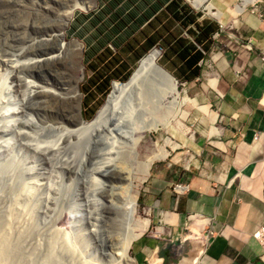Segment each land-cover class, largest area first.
Segmentation results:
<instances>
[{
	"label": "rangeland",
	"instance_id": "374dc122",
	"mask_svg": "<svg viewBox=\"0 0 264 264\" xmlns=\"http://www.w3.org/2000/svg\"><path fill=\"white\" fill-rule=\"evenodd\" d=\"M71 1L0 0V237L7 238L13 244L11 248L15 249L16 238L24 229L34 232V235L26 239L21 238L22 241L18 242L17 248L18 256L23 255L24 263L29 264H36L41 259L42 251L37 252L35 249L38 244L41 247L47 244L48 239L45 238L49 236L52 239H59L68 233L70 245L66 243L73 251L71 264H84L91 259L90 255L97 253L95 252L97 248L102 246L101 237L91 233L90 223L93 222L94 208L101 211L100 203L110 192V188L102 186L97 178V182H93L92 195L91 191L88 194L93 177L90 173L97 155L93 152L94 149H91L92 155L89 153L84 164H78L76 157L73 158L69 153L65 155L66 152L73 150L68 142H64L66 135L76 129V122L80 120L92 122L105 106L113 84L126 83L148 53L152 51L160 53L157 64L163 69L165 62L169 61L168 58L173 56L166 50L164 40L168 38L164 34L163 40L151 36L153 42H158L151 47L152 44L145 41L140 31H105L106 26L100 20H98L100 22L95 20L99 5L94 7V1L87 0L94 8L87 12L74 11L73 17L63 31L65 36L63 42L76 44L78 47L62 53L61 63L60 61L56 63L58 66L51 65L44 70L41 67L36 73L26 70L20 71L19 74L15 73L13 71L15 65L26 63L33 58L28 54L55 50L58 44L44 45L36 50L30 43L41 31L52 28L51 24L55 21L54 18L51 19L53 14L60 15L61 12L69 11ZM254 1L248 0L247 10L252 8ZM238 8H241V2ZM74 50L79 55L74 56L76 54L72 52ZM111 50L115 52L114 57L107 53ZM208 67L211 65L208 64ZM15 74L17 76L13 78ZM76 78L80 79L77 89L75 88L78 103L73 106L64 99L66 96L62 94V89H66ZM34 87L60 95L63 101L59 105L61 114L55 115L53 111L46 110L52 105L51 101L50 106L46 108L47 99L28 97V91ZM177 91L181 99L184 98L191 104L187 103L182 107L168 130L160 128L157 132L136 135L140 141L138 146L140 160H146L147 157L161 152L166 154V157L169 152L175 154L184 145V141L196 136L195 126L202 119L207 101L203 84L177 82ZM23 93L27 96L23 98L25 108L18 105L14 108L13 105L21 100ZM159 98L146 105L140 112L138 116L143 122L139 124L162 122L171 100L162 95ZM168 137L172 139L166 143ZM66 159L70 163L76 160L77 168L74 170L76 173L73 171L71 175H67L64 172V167L68 163ZM162 161L164 160L153 161L148 177L153 168ZM147 179L134 189L138 224L145 222L149 224L141 205ZM133 185L136 186L137 182L134 181ZM113 204L117 206L118 202L114 201ZM46 208L49 210L48 219L44 216ZM109 209L111 211L107 209L106 213L113 214L111 213L113 209ZM57 213L61 214L63 219L54 226ZM147 235H150L149 227L140 237L146 238ZM183 236L189 239L170 247V258L180 261V264H186L183 263L184 260L187 264H193L192 261L201 248L200 242L196 243L197 240L191 232H186ZM133 243L129 250L131 258H134L131 254ZM56 246L54 247L56 261L68 264V255L64 248ZM58 256H61L60 260ZM152 256L153 253L144 262L134 264H154L155 261L162 263L157 259L158 254L154 260Z\"/></svg>",
	"mask_w": 264,
	"mask_h": 264
},
{
	"label": "crops",
	"instance_id": "0c3cea01",
	"mask_svg": "<svg viewBox=\"0 0 264 264\" xmlns=\"http://www.w3.org/2000/svg\"><path fill=\"white\" fill-rule=\"evenodd\" d=\"M93 1L105 31L166 36V50L177 53L164 70L178 83L203 84L207 96L196 136L146 181L141 205L150 235L135 240L133 259L153 253L160 264H180L169 248L191 232L201 239L197 264H264L252 236L264 227V0L248 10V0ZM81 2L91 5L84 12L92 9ZM189 56L195 60L187 63Z\"/></svg>",
	"mask_w": 264,
	"mask_h": 264
},
{
	"label": "bare ground",
	"instance_id": "6f19581e",
	"mask_svg": "<svg viewBox=\"0 0 264 264\" xmlns=\"http://www.w3.org/2000/svg\"><path fill=\"white\" fill-rule=\"evenodd\" d=\"M255 2L256 0L252 5L255 4ZM69 3V11L65 13L61 12V14L59 12L58 14L60 15L53 14L51 19L54 18L55 21L51 24L52 28L47 31H41L30 43L36 50L44 45L58 44L55 50L28 54V56L33 58L29 59L27 62L25 59L26 63L15 65L13 69L15 73L19 74L22 70L36 73L41 67H43V70L47 69L49 66L55 65L61 60L60 56L62 53L78 47L76 44H65L63 42L65 38L63 31L73 17L74 11H85L87 8H91V5L78 0H72ZM243 5H247V2H244ZM217 14L220 16V13ZM72 52H75V50ZM77 55L79 54H74V56ZM159 55L160 53L158 51L148 53L139 62L137 69L126 83L120 84L115 82L113 84L112 92L105 106L96 118L90 123L81 120L76 122V125L74 124L76 129L68 132L66 135L67 138L64 142H68L67 144L72 146L71 149L73 150H67L68 152H66L65 155L69 153L73 158L76 157L78 164H84L89 153H91V149H94L93 152L97 155L91 173L89 172L93 177L91 189H87L89 190L88 194H90L91 191L92 195V189L94 187L93 182H97V178L98 181H101L100 183L103 184L102 186L106 185L110 188V192L106 194V197H104L102 203H100L101 211L99 208H94L93 222L90 223L91 233H94V236L101 237L100 244L102 246L100 248L98 247L95 251L97 253H92V255H90L91 259H89V261L87 260L84 264H134L135 260L129 255L131 244L148 228V222L143 224H138L136 222L137 204L133 197V194H135L134 189L147 179L153 161L163 160L166 158V155L160 151L161 153L155 154L152 157H147L146 160H140V154L138 153L140 141L136 135L138 133L157 132L160 128L168 130L173 120L179 115L182 107L190 103L186 99L180 98L174 79L157 64ZM21 61H23V59H21ZM16 76L15 74L13 78ZM79 80V78L74 79L66 89H62L63 93L61 92L66 96L64 98L66 102L71 103L73 106L78 103V97L76 95L77 90H75V88L77 89ZM161 95L171 100L162 122L139 124V122H143L138 116L140 112L144 110L146 105L152 104L155 100L160 99L159 97ZM25 96L24 94L21 100L15 106L13 105V107L15 108L18 105V107L25 108L23 105V98ZM27 96L35 99H47L48 105L46 108L50 106L49 101H51L52 105L46 110L53 111L55 115L61 114L59 105L63 101L60 95L45 91L43 88L34 87L28 91ZM30 104H32L31 101ZM171 139L172 138L168 137L166 143H169ZM58 140L60 141V138ZM122 149H124V151H122ZM65 161H67V159ZM77 162L76 160L74 163L68 162L64 167V172H66L67 175H71L77 168ZM79 167L78 169H80ZM134 181L137 182L136 186L133 185ZM114 201L118 202L117 206L113 204ZM109 208L113 209L111 212L113 214L106 213L107 209L109 212L111 211ZM45 210L44 216L48 219L47 215L49 210L47 208ZM56 216V219L54 218V221H56L53 223L54 226H57L59 221L63 219L61 214L59 215L57 213ZM45 222L44 223L47 224V220H45ZM32 234L34 235L35 233L24 229L16 238L14 246L18 248V242L22 241L20 239H26ZM45 239H48L47 244L43 247L38 244V247L35 249L37 252L39 250L42 251L40 252L42 257L36 264H60V261H56L57 257L55 255L57 254L54 250L56 245L64 248L63 250L68 255V264H71L73 251L69 247L68 233L65 237L62 235L59 239H52L50 236ZM66 242H68L69 245ZM11 245L13 244H11L7 238L0 237V262L2 264H29V262L24 263V256L20 255L19 257L17 248H11ZM200 254H202L201 248L198 250L197 257L192 261L193 264L198 263ZM22 256L24 259H22ZM183 263L187 264L186 260H184ZM63 264H67V262Z\"/></svg>",
	"mask_w": 264,
	"mask_h": 264
},
{
	"label": "trees",
	"instance_id": "16d2710c",
	"mask_svg": "<svg viewBox=\"0 0 264 264\" xmlns=\"http://www.w3.org/2000/svg\"><path fill=\"white\" fill-rule=\"evenodd\" d=\"M139 33L143 35V37H144V39H145L146 42H150V43L152 44L151 47H153V46L155 45V43H156V42H153V39H152L151 36L155 37V39H159V38L161 37V35H160L159 33H157V32L152 33V35H151V33L148 34V31H140ZM165 44H168V43L165 42ZM176 44H177V46H179V48L181 47V42H177ZM170 48H173L172 45L170 46ZM171 51H172V52H171ZM171 51H170V52H171L172 54H174V55H175V53H177L176 50H175V48L172 49ZM107 53H110V55L114 57V55L112 54L111 51H107ZM179 55H183V54L178 53L177 56H179ZM179 57H180V56H179ZM191 59H192V60H195V57H193V56L190 57V56H189V60L187 61V63H190ZM196 59H197V57H196ZM102 60H103V59H101V61H102ZM107 75H108V74H107ZM108 76H109V75H108Z\"/></svg>",
	"mask_w": 264,
	"mask_h": 264
},
{
	"label": "built area",
	"instance_id": "2783aa9c",
	"mask_svg": "<svg viewBox=\"0 0 264 264\" xmlns=\"http://www.w3.org/2000/svg\"><path fill=\"white\" fill-rule=\"evenodd\" d=\"M182 188L179 187V191H181ZM193 234V233H192ZM196 240H201L197 234H193ZM253 238L258 241L261 245V247L264 249V227L258 228L255 232L252 234Z\"/></svg>",
	"mask_w": 264,
	"mask_h": 264
},
{
	"label": "water",
	"instance_id": "95a60500",
	"mask_svg": "<svg viewBox=\"0 0 264 264\" xmlns=\"http://www.w3.org/2000/svg\"><path fill=\"white\" fill-rule=\"evenodd\" d=\"M167 72V71H166ZM167 74L169 75V76H171L173 79H174V81H175V83H176V85H177V81L175 80V78L171 75V74H169L168 72H167Z\"/></svg>",
	"mask_w": 264,
	"mask_h": 264
}]
</instances>
